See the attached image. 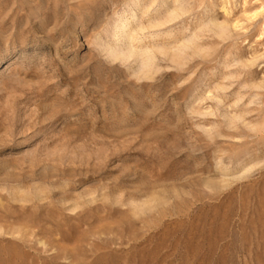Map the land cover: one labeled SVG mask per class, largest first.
Instances as JSON below:
<instances>
[{
  "label": "rangeland",
  "instance_id": "rangeland-1",
  "mask_svg": "<svg viewBox=\"0 0 264 264\" xmlns=\"http://www.w3.org/2000/svg\"><path fill=\"white\" fill-rule=\"evenodd\" d=\"M152 1L0 0V264H264V0Z\"/></svg>",
  "mask_w": 264,
  "mask_h": 264
},
{
  "label": "bare ground",
  "instance_id": "bare-ground-1",
  "mask_svg": "<svg viewBox=\"0 0 264 264\" xmlns=\"http://www.w3.org/2000/svg\"><path fill=\"white\" fill-rule=\"evenodd\" d=\"M153 1H154V0H153ZM153 1H152V2H153ZM184 1H185V0H184ZM245 1H246V0H245ZM170 2H171V1H170ZM224 2H225V1H224ZM261 2H262V1H261ZM157 3H158V2H156V4H157ZM161 3H162V2H161ZM179 3H180V2H179ZM185 3H186V2H185ZM185 3H184V4H185ZM225 3H226V2H225ZM244 3H245V2H244ZM152 4H153V3H152ZM152 4H151V5H152ZM158 4H159V3H158ZM158 4H157L156 6H158ZM166 4H167V3H166ZM180 4H181V3H180ZM242 4H243V3H242ZM260 4H261V3H260ZM262 4H263V3H262ZM136 5H137V4H136ZM144 5H145V4H144ZM149 5H150V3H149ZM164 5H165V4H164ZM243 5H244V4H243ZM133 6H134V5H133ZM137 6H138V5H137ZM145 6H146V5H145ZM172 6H173V5H172ZM179 6H180V5H179ZM186 6H187V5H186ZM134 7H135V6H134ZM150 7H151V6H150ZM158 7H159V6H158ZM181 7H183V6H181ZM224 7H225V5H224ZM259 7H260V6H259ZM132 8H133V7H132ZM144 8H145V7H144ZM146 8H147V7H146ZM156 8H157V7H156ZM169 8H170V7H169ZM171 8H172V7H171ZM226 8H227V7H226ZM257 8H258V7H257ZM257 8H256V9H257ZM262 8H263V6H262ZM130 9H131V8H130ZM136 9H137V7H136ZM172 9H173V8H172ZM179 9H180V8H179ZM182 9H183V10L180 9L182 12L185 11L184 7H183ZM243 9H244V8H243ZM243 9H242V10H243ZM134 10H135V9H134ZM142 10H143V8H142ZM154 10H155V9H154ZM168 10H169V9H168ZM188 10H189V8H188ZM188 10H187V8H186V11L184 12V14L187 13ZM244 10H245V9H244ZM155 11H156V10H155ZM174 11H176V10H174ZM174 11H173V12H174ZM223 11H224V9H223ZM254 11H255V9H254ZM257 11H258V10H257ZM165 12H166L165 15H167V14H168L167 11H165ZM169 13H170V12H169ZM174 13H176V12H174ZM246 13H247V12H246ZM258 13H259V12H258ZM261 13H263V11H261ZM133 14H135V13H133ZM177 14H178V13H177ZM181 14L184 15L183 13H181ZM225 14H226V13H225ZM249 14H251V13H249ZM255 14H257V12H255ZM165 15H164V16H165ZM179 15H180V14H179ZM245 15H246V14H245ZM251 15H253V14H251ZM257 15H258V14H257ZM134 16H135V15H134ZM171 16H172L173 18H177V17H174L173 15H171ZM180 16H181V15H180ZM247 16H248V15H247ZM137 17H138V16H137ZM172 17H171V19H173ZM181 17H182V16H181ZM181 17H179V18H181ZM250 17H251V16H250ZM254 17H256V16H254ZM262 17H264V15H263ZM247 18H248V17H247ZM131 19H133V18L131 17ZM167 19H168V17H167ZM169 19H170V18H169ZM250 19H251V18H250ZM261 19H262V18H261ZM209 20H210V18H209ZM123 21H124V20H123ZM131 21H132V20H131ZM164 21H165V20H164ZM168 21L170 22L171 20H168ZM168 21H167V22L165 21L166 24L169 23ZM172 21H173V20H172ZM262 21H263V19H262ZM136 22H137V21H136ZM209 22H211V21H209ZM209 22H206L207 25H208ZM213 22H214V21H213ZM219 22H220V21H218V23L211 24V25H213V27L217 30V34H215V35H218L219 33L221 34V33L223 32V27H224V26H221V25L219 24ZM131 23H132V22H131ZM226 23H227V22H226ZM127 24H128V23L126 22V25H127ZM134 24H135V22H134ZM202 25H203V24H202ZM211 25H210V26H211ZM231 25H232V24H231ZM233 25H235L234 22H233ZM259 25H260V23H259ZM262 25L264 26V24H262ZM132 26H133V25H132ZM199 26H200V25H199ZM204 26H205V25H204ZM227 26H228V28H229L230 24L227 25ZM141 27H142V26H141ZM196 27H197V26H196ZM207 27H208V26H207ZM233 27L235 28V26H233ZM261 27H262V26H261ZM125 28H126V27H125ZM125 28H124V29H125ZM197 28H200V27H197ZM201 28H202V26H201ZM201 28H200V29H201ZM263 28H264V27H263ZM263 28H261V31H264ZM132 29H133V28H132ZM132 29H131V30H132ZM140 29H141V28H140ZM209 29H210V27H209L208 29H206V30H209ZM215 29H214V30H215ZM224 29H225V28H224ZM226 29H227V27H226ZM259 29H260V28H259ZM262 29H263V30H262ZM212 30H213V28H212ZM212 30H211V31H212ZM216 30L213 31V32H216ZM227 30H229V29H227ZM227 30H226V31H227ZM126 31H127V29H126ZM259 31H260V30H259ZM129 32H131V31L129 30ZM194 32H195V31H194ZM194 32H193L192 34H196V33H194ZM127 33H128V31H127ZM223 33H224V32H223ZM227 33H228V31H227ZM129 34H130V33H129ZM167 34H169V33H167ZM263 34H264V33H263ZM130 35H131V34H130ZM224 35H225V34H224ZM258 35H259V34H258ZM168 36H170V34H169ZM195 36H196V35H195ZM260 36H261V33H260L259 37H260ZM165 37H166V36H165ZM190 37L193 39L194 35H192V36H191V35H190V36H187V39L185 38L186 41H185L184 39H183V40H184L185 42H187V41L190 42V39H189ZM218 37H220V35H218ZM221 37H222V36H221ZM132 38H133V37H131V39H132ZM138 38H139V37H138ZM138 38H137V39H138ZM140 38H141V37H140ZM141 39H142V38H141ZM188 39H189V40H188ZM135 40H136V38H135ZM132 41H134V40L132 39ZM139 41H140V40H139ZM135 42H136V41H135ZM137 42H138V40H137ZM185 42H182V43H183V45L186 46ZM188 42H187V46H189V45L191 44V42H194V40H193V41L191 40L190 44H189ZM188 44H189V45H188ZM187 46H186V47H187ZM176 48H177V47H176ZM176 48H175V50L179 49V48H177V49H176ZM181 48H183V46H182ZM137 49H138V48H137ZM150 50H151V49H150ZM132 52H133V51H132ZM145 52H146V51H145ZM145 52H144V53H145ZM151 53L153 54L152 51H151ZM125 54H126V53H125ZM128 54H129V51H128ZM131 54H132V53H131ZM131 54H129L128 56H130ZM138 54H139V53H137V55H138ZM142 54H143V53H142ZM147 54H150V52H148V53L146 52V54H144V55H147ZM152 54H151V55H152ZM131 56L134 57V55H131ZM147 56H148V55H147ZM153 56H154V55H153ZM151 58H152V57H151ZM153 58H154V57H153ZM251 59H252V58H251ZM134 60H135V59H134ZM152 61H153V60H152ZM245 64H246V63H245ZM138 65H140V64H138ZM149 65H150L149 62H145V66L148 67ZM143 66H144V65H143ZM143 66H142V67H143ZM256 84H257V83H256ZM260 85H261V84H259V86L257 85V86H258L257 88H260V87L263 88V86H260ZM253 87H254V86H253ZM249 91H250V90H249ZM209 93H210V92H209ZM253 95H254V94H253ZM214 96H215V95H214Z\"/></svg>",
  "mask_w": 264,
  "mask_h": 264
}]
</instances>
